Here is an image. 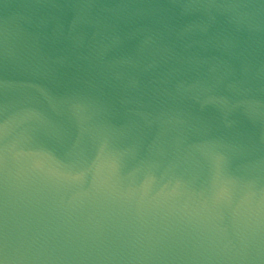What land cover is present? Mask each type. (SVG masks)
Masks as SVG:
<instances>
[{
  "label": "water",
  "instance_id": "95a60500",
  "mask_svg": "<svg viewBox=\"0 0 264 264\" xmlns=\"http://www.w3.org/2000/svg\"><path fill=\"white\" fill-rule=\"evenodd\" d=\"M0 264H264V0H0Z\"/></svg>",
  "mask_w": 264,
  "mask_h": 264
}]
</instances>
